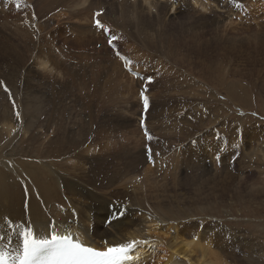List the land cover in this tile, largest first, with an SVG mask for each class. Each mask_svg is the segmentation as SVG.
<instances>
[{
    "label": "rangeland",
    "instance_id": "374dc122",
    "mask_svg": "<svg viewBox=\"0 0 264 264\" xmlns=\"http://www.w3.org/2000/svg\"><path fill=\"white\" fill-rule=\"evenodd\" d=\"M83 1L0 0V80L13 97L0 87V169L16 182L42 167L77 179L92 171L105 198L97 208L114 214L132 198L133 214H145L134 216L136 227L159 241H170L169 226L183 227L226 264H264V0ZM96 12L109 32L94 27ZM141 13L155 25L138 27ZM3 224L0 238L17 241ZM153 247L139 261L164 264Z\"/></svg>",
    "mask_w": 264,
    "mask_h": 264
},
{
    "label": "bare ground",
    "instance_id": "6f19581e",
    "mask_svg": "<svg viewBox=\"0 0 264 264\" xmlns=\"http://www.w3.org/2000/svg\"><path fill=\"white\" fill-rule=\"evenodd\" d=\"M141 1L143 2V0H141ZM164 1H163V3H164ZM142 2H141V4H142ZM192 2L193 1H191V3ZM150 3H151V1H150ZM153 3H151V4H153ZM194 3H195V1H194ZM197 3H200V2L198 1ZM84 4H86V3L84 2ZM141 4H140L139 7L142 6ZM133 5L135 6V3ZM143 5L145 6L146 4L144 3ZM193 5L195 6V4H193ZM135 8H136V6H135ZM140 9H143V8H139V10ZM168 9H170V8H168ZM94 10H96V9H94ZM172 10H173V8H172ZM91 11H93V10H91ZM186 12H188V11H186ZM120 13H122V12H120ZM125 14H126V12H125ZM122 15L123 14H121L120 16H122ZM142 15H143V13H141V17H142ZM146 15L144 17L148 18V15L147 16ZM164 16H165V14H164ZM144 17H142V18L145 19V21H143L142 18H139V20L137 21L136 24H137L138 27H142V28H146L147 29V28L151 27V23H152L153 26L155 25V23L153 21H149L148 19H146ZM151 17H153V16H151ZM123 18L121 19V21L123 20ZM111 23L113 24V22H111ZM124 23H125V21H124ZM112 24H111V26H114ZM126 25H127V23H126ZM83 34L85 35V33H83ZM178 34H180V33H173L172 32L171 36H172V38H176ZM39 66L43 67L44 64L40 63ZM50 70L52 71V69H50ZM60 131H61V133L63 132L62 129ZM63 136H62V138H63ZM64 137H67V135L64 136ZM66 139L67 138H65V140ZM71 144H73V143H71ZM143 159H144V157H143V154H142V160ZM146 159L148 160V157ZM132 160H133V162L139 163L135 157H133ZM185 161H186V159H185ZM130 162H131V165H132V161H130ZM25 163H22V164L24 165ZM18 166H20V165H18ZM138 166L139 165H137V164L135 166H131V170L132 171L137 170ZM5 167L8 168L7 166H5ZM27 167L29 169V165ZM12 168H13V166H12ZM42 169H44V167L40 168V170L39 169L35 170V173L29 172L30 173V177L28 179L29 180V185L28 186L31 189V194L28 197H25L24 194H23L22 186L19 185L20 184L19 183L20 180L18 182H16L14 180L13 176L12 177L7 176L6 173L4 172V169L3 168L0 169V172H1L0 180L2 182L6 183L5 186H1L0 187V218H2L4 216H10L15 222L20 223V221H22L21 219L19 220L20 216H25L28 219L29 214H30L31 215V219L36 222L37 226H39L46 219H48L49 216L54 217L58 223L59 222H65L66 223V222L71 220V221H73V223L71 224V227H72L73 231H79L82 234H85V239L86 240H91L93 242V246L101 245L104 240L111 241L114 238L115 239H119L118 237L121 238L122 236L123 237L140 236L141 238L146 237L150 241V244L137 249V252L139 253V256L142 257V255H144L145 249L151 250V248L153 247L152 245L154 244V247H155V244H156L157 246H159V248H157V249H159L161 251L160 252L161 254L163 252L166 253L165 255L167 256V259L164 262V264H173L174 260H176L178 258H180L182 260L183 264H226L223 261H221L215 255V252H213L214 250L213 251L211 250L210 245H209V247L206 245V248L204 249V246H202V244L198 243V235L195 236L194 235L195 233H194L193 235L195 237H193V238L190 235L185 236V233H187V232L185 231V229L183 227H181V228L179 227L178 229H177L178 226L177 227H174V226L170 227L169 226L170 228L166 227L168 230L169 229L172 230V231L170 230L171 231L170 232L171 233L170 234V241L169 240L167 241L165 239L159 241L160 238L157 239L154 236H158L160 234L158 233L156 235V233H157L156 232V233H154L155 235L152 236L151 232H152L153 229L152 230L148 229L150 232L144 231L147 234L149 233L152 236L151 237V236H149V234L148 235L141 234L140 228L138 229L136 227L135 223L132 224L131 226H129V221L134 219L133 211L135 210L136 205H135V201H133L132 198H131V203H134V204L131 205V206L129 205V203L127 204L125 199H123L125 195L123 197L120 196L119 198L123 199L122 204H120V205H127L128 208H129L128 219L125 220L124 218H121V220L119 222L116 221V220H113L112 219L113 214H111L108 209H105V208H100L99 209L94 204L95 200H105V198L102 195L99 194V191H101L103 187L98 185L90 177V174H91L92 171L90 173H88L87 175H84L83 177L80 176L81 178L78 177V179H77V178H69V177H66V176H63V177L60 176L59 177V175L55 176L52 173H47L45 170H44L45 171V173H44V172L41 171ZM51 170H52V168H51ZM30 179H32L31 182H30ZM165 179H166V176H165V178H161V180H163V181H165ZM195 185H197V184H195ZM191 186H189V187H191ZM37 190L39 191V194H40V197H41L40 199L37 198V195H36ZM22 194H23V196H22ZM112 195H116L117 196L118 193H112ZM136 196H137V197H135L136 198V203L137 204H139V203L141 204L142 203L141 202L142 196H141V198H139L138 197V193H136ZM120 199L118 201H120ZM127 200H129V202H130L129 198ZM24 201H28V210L27 211L24 210V206H23L24 205ZM142 206H143V204L141 205V208H142ZM115 208L116 207L114 206L113 207V211H115ZM154 208H158V207L156 206ZM73 211L77 214L76 217L73 216ZM157 211H158V209H157ZM135 218H136V216H135ZM77 220H78V227H77V223H76ZM0 221L2 222V220H0ZM110 221H111V224L109 223ZM136 221H139V220H136ZM150 223H152V222L150 221ZM153 223H155V221H153ZM2 224H3V222H2ZM140 225H141V223H140ZM106 227H108L109 230H111V232L108 231L106 229ZM144 232H142V233H144ZM11 234L9 233V235H11ZM165 234L167 235V233H165ZM0 236H2V235H0ZM8 237L9 236L4 235V237L0 238V247H1V245L3 246L4 243L8 242ZM161 237H162V235H161ZM13 239L11 238V246L15 247L17 245V243H18V240L15 241V238H13ZM158 241H159V243H156ZM164 249L167 250V251H164ZM195 252L197 254H194ZM196 256H197V258L193 261L192 260V259H194L193 257H196ZM150 262L152 264V261H150ZM175 263H178V262H175ZM137 264H143V263L141 261H138Z\"/></svg>",
    "mask_w": 264,
    "mask_h": 264
},
{
    "label": "snow or ice",
    "instance_id": "6c2138e0",
    "mask_svg": "<svg viewBox=\"0 0 264 264\" xmlns=\"http://www.w3.org/2000/svg\"><path fill=\"white\" fill-rule=\"evenodd\" d=\"M19 8V3L16 4ZM102 12H96L93 16V24L96 29L104 32L110 30L105 27L97 17L101 16ZM32 20H36L35 14L32 15ZM35 30L37 38L39 37V30L36 24H30ZM117 37L113 34L107 38V43L110 47L114 45ZM115 56L123 62L126 70H130L133 61L113 47ZM45 69L47 65L43 66ZM148 83L151 84L152 80L149 78ZM0 87L8 94L9 100H13L12 93L5 83L0 80ZM147 89H142L139 92V99L143 105L144 113H147L150 107L149 97L145 94ZM13 108L16 105L13 102ZM16 118L21 119V113L15 112ZM139 126L143 130V135L147 141L153 139L150 130L146 126V118L141 115ZM146 153L149 162L152 160V151L146 146ZM23 189L25 197L30 196L31 189L28 186L29 180L27 177H22L19 181ZM37 198L40 199L39 191L36 192ZM24 210H28V201H24ZM129 208L127 205H118L115 208L112 219L120 221L121 218L128 219ZM144 216V212L137 210L133 214ZM73 216L77 214L73 211ZM147 221L153 219L149 213L146 217ZM2 222L9 228L15 229L18 236V243L15 247L11 246V236L8 237V242L0 247V264H137L140 259L138 248L149 245L150 241L140 236L121 237L111 241L104 240L101 245L93 246L91 240L85 239V234L79 231H73L71 224L73 221L57 222L54 217L49 216L43 223L37 226L36 222L31 219V215L27 220L22 222H15L10 216L0 218ZM78 227V220L76 221ZM111 224V221L109 222ZM138 223L135 219L129 221V226ZM158 226V225H157ZM144 225L141 223L140 231L143 232Z\"/></svg>",
    "mask_w": 264,
    "mask_h": 264
}]
</instances>
